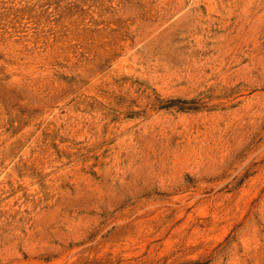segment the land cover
Masks as SVG:
<instances>
[{
  "label": "rangeland",
  "instance_id": "rangeland-1",
  "mask_svg": "<svg viewBox=\"0 0 264 264\" xmlns=\"http://www.w3.org/2000/svg\"><path fill=\"white\" fill-rule=\"evenodd\" d=\"M0 264H264V0H0Z\"/></svg>",
  "mask_w": 264,
  "mask_h": 264
}]
</instances>
